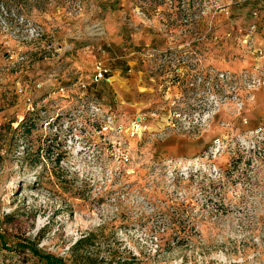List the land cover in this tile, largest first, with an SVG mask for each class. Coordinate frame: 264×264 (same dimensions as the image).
Instances as JSON below:
<instances>
[{
	"label": "rangeland",
	"instance_id": "374dc122",
	"mask_svg": "<svg viewBox=\"0 0 264 264\" xmlns=\"http://www.w3.org/2000/svg\"><path fill=\"white\" fill-rule=\"evenodd\" d=\"M263 2L0 0V264H264Z\"/></svg>",
	"mask_w": 264,
	"mask_h": 264
},
{
	"label": "built area",
	"instance_id": "2783aa9c",
	"mask_svg": "<svg viewBox=\"0 0 264 264\" xmlns=\"http://www.w3.org/2000/svg\"><path fill=\"white\" fill-rule=\"evenodd\" d=\"M239 1V0H236ZM235 0H222V5L219 6V12L223 14V16L232 21L235 17L234 10H232L233 4L236 2ZM184 22L186 23L188 19L191 17L189 15H183ZM250 21L243 25H238L234 28V33L237 35V40L240 45H255L254 38L255 34L259 31V21L261 18H264V2L257 7L251 9L250 12ZM234 23V22H233ZM231 34V33H230ZM187 45V44H186ZM255 52L258 55L262 54V49H255ZM256 54V55H257ZM261 66L257 65L255 67L256 73H253L250 78L247 75H243V79L245 82L249 83L250 87H264V74L261 72ZM115 75L111 71L110 67L107 66L102 61H98L95 66L94 79L95 80H104L111 82L113 81V77ZM144 117L139 116L132 120L130 128L135 130L136 132L141 130L142 122Z\"/></svg>",
	"mask_w": 264,
	"mask_h": 264
},
{
	"label": "trees",
	"instance_id": "16d2710c",
	"mask_svg": "<svg viewBox=\"0 0 264 264\" xmlns=\"http://www.w3.org/2000/svg\"><path fill=\"white\" fill-rule=\"evenodd\" d=\"M29 127H30V126L27 125V126L24 128L25 130L28 129V131H26V132H28V133H29ZM90 237H91V235L89 234V235L85 236L84 239H80V240H78V241L76 242V244L74 245L73 248L78 250L80 244H81L82 242L88 240ZM0 244H1V246H2L3 248H6L5 243H4L1 239H0ZM28 248H29V250H30L34 255H38L41 259H43V260L45 261V264H63V263H62V260H61L60 258H57V257H55V256H53V255H51V254H39L38 251L35 249V246H28Z\"/></svg>",
	"mask_w": 264,
	"mask_h": 264
},
{
	"label": "crops",
	"instance_id": "0c3cea01",
	"mask_svg": "<svg viewBox=\"0 0 264 264\" xmlns=\"http://www.w3.org/2000/svg\"><path fill=\"white\" fill-rule=\"evenodd\" d=\"M259 32L264 33V18H261L259 21Z\"/></svg>",
	"mask_w": 264,
	"mask_h": 264
}]
</instances>
